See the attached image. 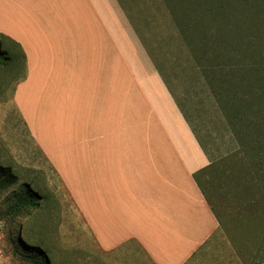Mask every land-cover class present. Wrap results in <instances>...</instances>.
<instances>
[{"label":"crops","instance_id":"0c3cea01","mask_svg":"<svg viewBox=\"0 0 264 264\" xmlns=\"http://www.w3.org/2000/svg\"><path fill=\"white\" fill-rule=\"evenodd\" d=\"M136 1L0 0V35L26 58L13 102L102 254L191 264L223 232L194 179L220 129L186 87L199 77L161 68L194 62L195 28Z\"/></svg>","mask_w":264,"mask_h":264},{"label":"rangeland","instance_id":"374dc122","mask_svg":"<svg viewBox=\"0 0 264 264\" xmlns=\"http://www.w3.org/2000/svg\"><path fill=\"white\" fill-rule=\"evenodd\" d=\"M253 2L255 0H138L136 6L144 12L172 11L183 19L180 23L206 28L228 20L240 26L243 24L240 19L255 15L257 5ZM0 40L4 50L9 47L19 52L11 41ZM261 42L264 43V39ZM153 66L138 65L144 71L155 70ZM189 66L188 71L193 70L192 65L181 64L161 65V68L184 71ZM232 66L223 65L225 69ZM18 67V59L17 66L9 64L6 70L0 67V167L11 168L18 179L16 185L0 192V264H36L34 254H46L45 250L50 253L49 264H149L141 253L105 255L100 252L81 207L74 202L64 181L31 136L28 124L13 102L17 85L24 76V68ZM240 77L247 74L244 72ZM189 84L198 88L189 90L192 101L209 115L202 123L204 128L211 127L214 131L218 127L224 131L222 118L215 117V99L207 87L202 81L187 80L186 87L189 88ZM229 137L224 131L217 143L207 146L214 154L225 155L230 150ZM242 169L238 161L222 165L205 186L220 215L223 232L217 246L207 248L191 264H264V212L246 208L247 197L238 188ZM27 184L43 199V204L31 213L24 210L16 214L12 206Z\"/></svg>","mask_w":264,"mask_h":264},{"label":"trees","instance_id":"16d2710c","mask_svg":"<svg viewBox=\"0 0 264 264\" xmlns=\"http://www.w3.org/2000/svg\"><path fill=\"white\" fill-rule=\"evenodd\" d=\"M255 2V15L248 16L247 20L245 17L240 19L243 22L240 26L228 20L219 26L195 27L185 35L187 41H190L189 54L194 62L181 65H192L194 71H188L189 66L183 72H195L193 74L199 78L194 81H202L207 87L209 94L215 99L219 119L222 118L224 122L221 123L224 131L228 137L230 135L229 152L214 155L212 164L194 175L218 218L220 215L205 186L209 185L212 175L220 166L231 165L235 161L240 162L243 168L238 188L247 197L246 208L258 213L264 212V43H260L264 39V1L263 4L261 0ZM0 39L10 42L2 35ZM11 43L15 44L19 52L11 51L9 47L4 50V44L0 40V67L6 70L9 64L17 66L18 59L19 67L25 69L24 52L18 44L13 41ZM230 64L233 65L232 69L223 67ZM244 72L247 77L241 78ZM224 131H219L218 138ZM204 149L209 152L206 145ZM210 151L213 152L211 149ZM17 180L11 168L0 167V192L16 185ZM42 201L33 187L27 184L15 198L12 212L19 214L30 210L31 213L32 210H39ZM45 252L46 254H34L36 264H49L50 253L47 250Z\"/></svg>","mask_w":264,"mask_h":264}]
</instances>
